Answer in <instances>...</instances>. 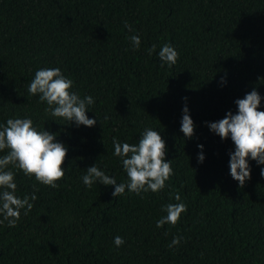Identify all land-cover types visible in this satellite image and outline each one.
<instances>
[{"label": "trees", "instance_id": "trees-1", "mask_svg": "<svg viewBox=\"0 0 264 264\" xmlns=\"http://www.w3.org/2000/svg\"><path fill=\"white\" fill-rule=\"evenodd\" d=\"M166 43L179 53L172 67L158 56ZM56 67L72 91L94 98L86 114L95 126L52 117L28 92L38 69ZM254 89L264 111V0H0V125L30 118L67 148L58 188L11 169L15 194L35 190L37 199L16 227L0 223V264H264V165L249 158L241 188L230 174L233 141L208 126L236 114ZM185 106L196 125L190 139ZM146 128L160 131L172 161L164 189L113 197L114 186L83 183L95 164L127 182L113 139L138 144ZM177 192L187 211L157 228Z\"/></svg>", "mask_w": 264, "mask_h": 264}, {"label": "clouds", "instance_id": "clouds-1", "mask_svg": "<svg viewBox=\"0 0 264 264\" xmlns=\"http://www.w3.org/2000/svg\"><path fill=\"white\" fill-rule=\"evenodd\" d=\"M124 27L133 31L127 22ZM133 46L139 49L141 39L139 35L130 37ZM151 56L156 52L153 44L147 50ZM158 56L163 67L175 65L179 58L178 51L171 44H164ZM74 81L67 78L59 67L40 68L35 72L34 79L28 85V92L35 96L39 94V101L46 102L45 112L54 118H63L69 124L75 123L77 127L83 125L93 127L96 119H90L86 114L89 106L95 103L92 96H81L72 91ZM187 99V98H185ZM261 96L257 90L246 94L245 98L238 99L235 103L238 112L229 111L225 118L210 122L212 132L223 140L230 136L235 145V151L230 152V174L243 188L247 180L251 179L249 158L259 165H264V111H259ZM107 119V117H105ZM59 122L58 119H54ZM196 125L191 118L187 106L183 109L181 131L186 138L194 136ZM47 130H38L30 118H10L6 125H0V152L7 153L0 157V215L7 221L8 226L16 227L21 218V210L27 215L33 208L37 196L34 192L31 196L25 195L19 198L15 193V172L11 169L21 170L28 177H35L36 181L52 188H58L57 181L65 176L64 162L67 157V148L58 142L56 136ZM114 156L119 157L127 174V182L118 183L114 177L107 175L96 164L86 170L82 177L83 183L91 188L95 182L105 186H114L113 197H120L126 189L141 196L149 191L158 193L166 186V181L173 175L171 162L166 161V142L160 131L146 128L141 134L138 144L121 143L113 139ZM202 150L203 145H198ZM203 152L198 155L199 162L203 163ZM11 166V167H10ZM264 176V168L261 169ZM143 198V197H142ZM174 199L178 203H169L162 207L166 215L156 221L157 228H163L165 224L175 226L182 213L187 211V205L181 201L177 192ZM183 237L176 236L168 245L169 248L180 244ZM116 247H121L125 241L121 236L114 238Z\"/></svg>", "mask_w": 264, "mask_h": 264}]
</instances>
